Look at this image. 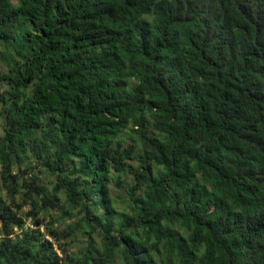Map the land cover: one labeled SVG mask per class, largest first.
Segmentation results:
<instances>
[{
    "label": "trees",
    "instance_id": "trees-1",
    "mask_svg": "<svg viewBox=\"0 0 264 264\" xmlns=\"http://www.w3.org/2000/svg\"><path fill=\"white\" fill-rule=\"evenodd\" d=\"M0 104V264H264V0H0Z\"/></svg>",
    "mask_w": 264,
    "mask_h": 264
},
{
    "label": "rangeland",
    "instance_id": "rangeland-1",
    "mask_svg": "<svg viewBox=\"0 0 264 264\" xmlns=\"http://www.w3.org/2000/svg\"><path fill=\"white\" fill-rule=\"evenodd\" d=\"M0 109H1V104H0ZM2 118H3V116L0 115V132H2V122H3ZM48 174L49 173H42L41 172V176L45 178V182L46 183H49L50 178H51ZM124 178H129V175L125 174ZM111 192L113 193V196H118V193L121 192V190L117 187L116 183H112ZM122 192H123V195H125L124 194L125 193L124 190ZM121 201H123V200L121 199ZM121 201H120V203H122ZM121 205H123V204H121ZM25 209L28 210L29 207L25 206ZM53 213L54 214H59V210H54ZM77 218H78V216H76L75 218H72V219L68 218L67 222H73ZM26 223H27L28 226H32L34 228L36 227L35 225H33V219L32 218H28L26 220ZM42 230H44V228H42ZM84 241H85V238L83 236L80 237V240H75L74 244L72 245V247L74 248L73 250H77L78 249L77 247H80V246L84 245V243H85ZM117 264H119V260L117 261Z\"/></svg>",
    "mask_w": 264,
    "mask_h": 264
}]
</instances>
